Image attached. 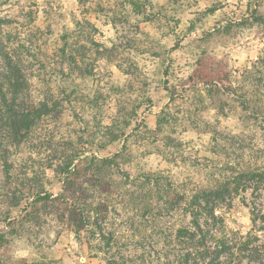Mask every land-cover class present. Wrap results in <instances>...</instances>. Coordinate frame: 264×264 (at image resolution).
Listing matches in <instances>:
<instances>
[{
  "label": "trees",
  "instance_id": "trees-1",
  "mask_svg": "<svg viewBox=\"0 0 264 264\" xmlns=\"http://www.w3.org/2000/svg\"><path fill=\"white\" fill-rule=\"evenodd\" d=\"M187 1L167 0V20L179 25L182 14L189 13L184 9ZM130 4L144 6L141 0ZM257 12L246 19L262 26L264 14ZM23 19L0 14V161L15 185L11 222L6 217L5 223L11 230L33 229L60 207V220L72 226L77 239L91 249L94 237L104 243L97 252L103 264H137L139 257L145 262L151 252L125 254L116 232L107 228L105 213L118 204L129 228L135 227L137 217L158 227L157 216L167 213L170 264H231L234 243L226 235L222 208L239 198L249 207L253 224L264 223V47L249 65L232 71L233 95H241L235 100L238 114H233L234 106L226 110L222 105L212 120L202 123L200 134H209L210 141L203 143L197 181L184 161H177L182 140L173 136L168 107L167 115L163 109L154 127L145 123V129L159 134L169 130L165 145L178 171L154 170L136 159L130 139L136 135L137 108L117 92H102L99 84L101 61L118 67L113 62L116 41L97 40L98 28L88 16L74 18L75 28L58 37L35 24L34 10L25 9ZM198 20H188L191 31L202 25ZM231 27L227 23L223 29ZM167 61L164 57L157 65L161 79L144 84L151 103L152 85L165 84L172 102L178 87L190 79L176 81L177 60L167 56ZM208 92L213 93L211 88ZM69 114L83 119L79 129L65 125ZM110 146L117 148L109 152ZM53 183L60 185L58 193L49 187ZM6 234L0 230V243Z\"/></svg>",
  "mask_w": 264,
  "mask_h": 264
},
{
  "label": "rangeland",
  "instance_id": "rangeland-1",
  "mask_svg": "<svg viewBox=\"0 0 264 264\" xmlns=\"http://www.w3.org/2000/svg\"><path fill=\"white\" fill-rule=\"evenodd\" d=\"M4 1L0 0V14L11 13L23 21V11L34 10L35 24L43 29L50 28L56 37L66 28H75L74 18L88 16L98 28L97 40L105 44L116 41L119 48L113 62L118 67L101 61L99 84L102 92L110 95L117 92L118 98L129 107L137 108L133 121L136 135L130 139L136 159L154 170L178 171L165 145L169 130L159 134L145 129V123L149 128L154 127L163 109L167 115L168 107L174 122L173 136L182 140L177 161L183 160L189 172L199 180L196 172H200L199 164L203 162V143L210 141L209 134H200L204 129L202 123L212 120L222 105L226 110L234 106L233 114H238L236 105L239 102L235 100H240L241 95L239 92L236 97L233 95L236 85L231 78L232 71L249 65L264 47V25L246 19L254 10L264 14V0H188L184 9L189 13L182 14L179 25L167 20V0H141L142 8H135L130 0H11L3 4ZM211 7L217 11L206 12ZM192 18H198L202 24L193 31L188 21ZM227 23L232 27L225 31L223 26ZM167 56L176 58L175 64L179 65L174 67L180 78L176 81L188 79L189 75L190 79L178 87L172 102L163 90L165 84L152 85L149 89L151 103L144 84L161 79L157 65L164 57L167 64ZM66 118L65 125L73 130L79 129L83 122L71 114ZM116 148L110 146L108 151ZM6 175L0 161V230L7 232L6 239L0 243V264H103V255L97 252L104 243L94 237L91 249L85 240L77 239L72 226L60 220V207L52 209L42 225L11 230L4 220L9 217L11 222V190L15 185L11 184V175ZM49 187L54 193L60 190L58 183ZM221 213L226 235L234 243L231 264H238L240 260L242 264H264L263 221L254 225L249 207L239 198H234L232 206L222 208ZM161 214L164 217L156 219L158 227L137 217L135 227L131 228L124 223L126 213L122 205L110 207L105 216L108 230L116 232L120 238L118 247L125 254L140 256L141 250L151 252L145 262H141L140 257L136 259L137 264H170L167 213ZM158 228L166 234L158 233ZM245 240L247 244L242 245Z\"/></svg>",
  "mask_w": 264,
  "mask_h": 264
}]
</instances>
